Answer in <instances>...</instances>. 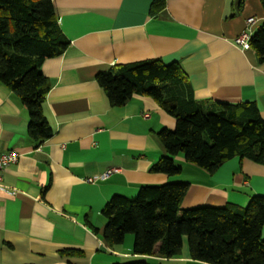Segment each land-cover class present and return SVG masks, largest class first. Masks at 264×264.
<instances>
[{
    "label": "crops",
    "instance_id": "obj_1",
    "mask_svg": "<svg viewBox=\"0 0 264 264\" xmlns=\"http://www.w3.org/2000/svg\"><path fill=\"white\" fill-rule=\"evenodd\" d=\"M165 1L153 13L155 0H54L70 45L42 66L51 84L44 112L55 134L40 146L20 98L0 82V154L20 155L3 172L16 194L0 193V264H206L192 259L187 239L171 259L160 256V243L150 256L134 255L133 235L109 246L103 209L115 195L169 182L190 184L185 209L246 207L264 196V164L248 158L210 174L179 155L180 175L151 172L167 154L158 134L174 130L176 119L142 95L113 107L99 86L97 75L119 65L177 62L198 102H256L264 118V62L234 44L248 18L259 19L256 32L262 27L261 0ZM111 169L118 171L102 179Z\"/></svg>",
    "mask_w": 264,
    "mask_h": 264
},
{
    "label": "trees",
    "instance_id": "obj_2",
    "mask_svg": "<svg viewBox=\"0 0 264 264\" xmlns=\"http://www.w3.org/2000/svg\"><path fill=\"white\" fill-rule=\"evenodd\" d=\"M165 2L155 0L152 12L163 10ZM261 3L264 7V0ZM69 45L54 0H0V82L20 98L29 114L28 134L38 146L55 134L44 112L51 84L42 66ZM251 48L264 62V23L252 37ZM96 80L113 107L142 95L176 119L174 130L164 128L158 134L167 154L151 172L180 175L182 167L175 160L179 155L210 174L236 157L264 164V118L257 103H215L208 108L194 99L179 63L154 59L119 65L99 73ZM189 188L187 182H169L144 186L135 197L115 195L102 211L107 220L104 241L120 246L133 235L134 255L150 256L160 243V256L171 259L181 254L187 239L195 261L264 264V196H252L246 207L185 209Z\"/></svg>",
    "mask_w": 264,
    "mask_h": 264
},
{
    "label": "built area",
    "instance_id": "obj_3",
    "mask_svg": "<svg viewBox=\"0 0 264 264\" xmlns=\"http://www.w3.org/2000/svg\"><path fill=\"white\" fill-rule=\"evenodd\" d=\"M259 24V19L257 17H250L246 21V27L242 33L236 37L234 44L242 50L251 49V39L256 33V27ZM19 153L11 151L8 153L0 154V193H7L11 196L16 194V191L9 189L5 186L3 182V172L10 166L15 165L19 161ZM118 169H111L102 175V179H107L113 173L117 172ZM89 182H93V179H89Z\"/></svg>",
    "mask_w": 264,
    "mask_h": 264
}]
</instances>
